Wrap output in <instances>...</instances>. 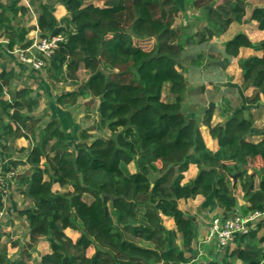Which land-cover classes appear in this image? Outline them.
Wrapping results in <instances>:
<instances>
[{
	"label": "trees",
	"instance_id": "trees-1",
	"mask_svg": "<svg viewBox=\"0 0 264 264\" xmlns=\"http://www.w3.org/2000/svg\"><path fill=\"white\" fill-rule=\"evenodd\" d=\"M19 1L0 0V30L9 38L8 50L18 44L26 50L33 44L27 38L31 28L13 24L20 12L29 10ZM188 1L57 0L67 10L60 21L54 15V3H40L37 29L41 36L63 39L50 56H39L57 81L78 85L61 92L56 103L69 109L80 98H100V117L111 135L93 139L91 128L79 131L74 120L60 117L49 120L38 138L30 140L27 131L34 134L37 120L42 119L31 116L38 98L23 88L5 99L11 74L0 71V128L30 140L26 161L14 164L30 165L21 182L34 201L19 212L29 227L25 255L10 259L8 247L0 243V264H29L31 250L44 238L51 252L36 264H198L196 221L178 201L201 195L223 209V219L231 217L237 212L238 197L231 180L235 174L247 203L242 215L264 211V138L249 140L255 132L253 117L240 108L225 122L213 124L215 108H207L202 123L219 143L217 151L211 150L201 123L182 111L188 80L178 61L190 39L209 42L233 24L251 21L264 30V4L249 10L251 0H192L195 8L205 9L203 18L209 24L184 40L174 23ZM135 37L155 38L154 48L146 51L137 46ZM244 47L263 52L239 59L243 89L254 88L255 103L264 96V40L252 42L241 32L224 42V51L232 57H238ZM81 68L89 71V77L78 84ZM166 84L174 101L163 100ZM63 114L67 118L68 113ZM5 115L14 124L4 125ZM69 127L72 134L67 132ZM76 134L79 142L74 143ZM68 139L70 144L65 142ZM132 162L136 172L129 169ZM253 162L259 166L251 168ZM190 164L199 171L183 183ZM54 184L72 189L55 192ZM4 193L0 184V212L5 208ZM164 217L174 220V230L166 227ZM263 227L261 220L248 232L236 233V246H227L224 264H237V260L264 264V234L259 236ZM69 228L80 233L76 240L67 235ZM208 264L218 262L212 259Z\"/></svg>",
	"mask_w": 264,
	"mask_h": 264
},
{
	"label": "rangeland",
	"instance_id": "rangeland-1",
	"mask_svg": "<svg viewBox=\"0 0 264 264\" xmlns=\"http://www.w3.org/2000/svg\"><path fill=\"white\" fill-rule=\"evenodd\" d=\"M6 2V0H3ZM33 1L34 3L30 2ZM41 2H51L54 4H60L57 2V0H20L19 5L21 6H27L28 4L32 7V9L35 11H28L23 14V12L19 13V17L15 20H13V24L16 26H25L26 28H31V31L29 32L27 38L30 40H33V45H38L40 42L44 40V37L41 36L39 30L34 27L35 23L37 22L38 18V10L39 5ZM96 5H103V1H94ZM258 4L259 6L264 4V0H251L249 4V10L254 6ZM66 9V8H65ZM205 10V9H204ZM202 8H195L191 2L188 1L185 5H183L182 10L177 15L175 19L174 26L176 28H179L182 30V38L185 40L187 37H194L196 32H200L204 29L205 26H208L209 21L206 19V17L203 18V11ZM67 11V10H66ZM55 15V10H54ZM56 17V15H55ZM66 17V16H65ZM57 18V17H56ZM64 18L61 17L60 19L57 18L59 21ZM256 22V21H255ZM247 23V22H246ZM257 23V22H256ZM257 26V28H256ZM245 26L242 24H233L227 32H225L226 36L233 37L237 33H241ZM249 30L253 31V38L254 42H257V40H260L261 38H264V30L258 29V23L255 26H247L245 27ZM4 30H0V71L2 69H6L7 72L11 74V81H10V87L8 86L5 91V99L12 98L13 94L17 92L18 90H21L23 88H28L31 91V97L32 98H38V105L34 113L31 114L35 119H38L42 117L41 120H37L36 122V132L34 134H31V132L27 131V133L30 135V140L34 141L36 140V137L38 138V134L41 127H44V125L49 121L50 119V110H48V102H47V95L46 88L53 87L54 93L56 94V98L58 95L61 94V90H73L78 87V85L72 86V82L70 80L68 81H57L55 78L52 77V75L49 72V64L44 61V65L39 67H35L32 63L39 64L38 58L39 55L36 51V48H32L31 51H28L27 54L23 52L21 49V44H18L14 47V50H8L7 44L9 42V38L6 35H3ZM250 31V32H251ZM59 37V36H58ZM61 37V36H60ZM231 37V38H232ZM61 39H63L61 37ZM155 38H134V42L137 46H140L146 51H151L155 46ZM195 40V39H194ZM214 40V39H213ZM209 42L205 43H198L197 41H193L190 39V41L185 44V50L179 58L180 63V69H182L185 73L190 74L189 78L190 80H193L195 77V73L188 72L190 70H193V66L196 68L202 69L204 67L203 63L205 60L208 62L212 61H223L222 56L220 53L216 55H211L210 47L211 44ZM207 44V46L205 45ZM198 45V47H196ZM206 46V47H202ZM224 49V48H223ZM201 52V53H200ZM200 55L198 56V54ZM201 54L203 55V58H201ZM31 56L28 58V56ZM206 56V57H205ZM213 59H215L213 61ZM25 61L32 62V63H26ZM194 61V63H192ZM210 63L211 66L213 63ZM182 64L185 65V67H182ZM202 65V67H201ZM26 66V67H25ZM39 68V69H38ZM32 71V72H31ZM34 72V73H33ZM38 72V73H36ZM206 74V70H202L201 74ZM80 84L81 82H85L89 77V71L85 70L84 68H81V70L78 72ZM195 83V82H194ZM193 83V84H194ZM192 84V86H193ZM198 88L201 87V84L197 85ZM165 88V94H164V100L167 99V89L168 86L166 84ZM193 88V87H192ZM235 90V89H230ZM53 93V94H54ZM194 93H190L189 96H193ZM257 102V101H256ZM97 106V98L91 99L89 98H80V102L75 108H71L70 111H72V115L74 117V121L81 125L83 124V127L85 128H91L89 133L91 134L92 138L96 137H110L111 131L107 128L106 124L102 123L101 115L99 113ZM209 108V107H208ZM207 109V108H206ZM205 108L202 109L206 110ZM25 110V109H24ZM192 111L199 112V109L192 107ZM24 114H27L26 111H23ZM259 116L260 121H264V117ZM3 124L7 125L10 122L14 124L10 118H8L6 115L3 117ZM201 121V119H199ZM213 122V120H212ZM223 123V122H222ZM218 124V123H213ZM15 128V125H14ZM84 128V129H85ZM3 128H0V155L5 158L0 160V169L1 174L4 179V202H5V208L2 212H0V243L5 244L8 247V255L10 259H18L21 258L25 252L27 243L29 241V227H28V221L26 217L20 216V210L26 209L28 207H32L34 205L33 199L28 196L25 193L26 185L21 182V177L25 176L30 171V165L29 164H20L15 165V162H22L21 160H18L20 158H26L27 151L24 150L25 148L30 149L31 144L30 140L25 137H17L14 134H7ZM70 130H68L69 132ZM92 140V139H91ZM25 142L27 147H20L21 142ZM71 139L66 140L65 142L70 144ZM75 142V141H74ZM63 143V142H62ZM24 148V149H23ZM69 148H73V146H70ZM12 157L11 159H9ZM26 160V159H25ZM251 168L254 166H259V162H253V164L250 165ZM130 169V167H129ZM135 169L137 171V165L135 163ZM251 172V171H250ZM5 177V178H4ZM232 185L236 188L235 194L238 197L239 204L241 206V209H244L247 206V203L244 201L243 198V192L241 190L240 181L237 179L236 183H234L232 177ZM235 184V185H234ZM71 187H60L58 184H54L53 191L55 192H61L64 193L68 190H71ZM86 200L90 201L89 196L84 197ZM16 202L15 207L10 206L12 202ZM195 204L193 201L192 203L184 204L182 202L183 208L185 210H189L188 212L191 214H195L196 211ZM9 208V209H8ZM237 214V212H236ZM243 214V212H242ZM250 214V213H248ZM244 215L245 217H249V215ZM214 218H221L220 216H210L206 218L207 220H210V226L208 234L210 233V229L212 226V221ZM167 220V219H166ZM166 227L169 230H174L176 227L175 225L169 223V221H164ZM258 221L253 220L250 221L245 225V228L249 230V228H253L257 225ZM171 224V225H170ZM169 226V227H168ZM264 234V227L260 231L259 236H262ZM206 243L207 245H204L205 248L202 249L203 254L200 253V250L197 255L196 262L198 264H208L212 259L216 260L218 264H224V252L227 248V246L235 247L236 244L234 243V240L228 244L227 246H219L217 240L215 238H211L206 235ZM178 243H180V239L178 240ZM199 243V242H198ZM196 245V244H195ZM51 252L50 249V243L47 239H41L34 249L31 250L32 258L28 260L29 264H36V260L40 261V258L43 254L46 252ZM93 251H90V254H92ZM238 262V261H236Z\"/></svg>",
	"mask_w": 264,
	"mask_h": 264
},
{
	"label": "crops",
	"instance_id": "crops-1",
	"mask_svg": "<svg viewBox=\"0 0 264 264\" xmlns=\"http://www.w3.org/2000/svg\"><path fill=\"white\" fill-rule=\"evenodd\" d=\"M256 5H258V4H256ZM26 7L29 8L28 11L35 12L29 4ZM53 10H55V15L59 19L63 16L64 17L67 16V11L65 9V6L62 4H57V3L54 4ZM240 25H242V24H240ZM243 25L245 27H247V26L252 27V26L257 25V23L255 21H251V22L243 23ZM31 27L36 28L37 22L35 23L34 26H31ZM245 27L243 28V30L241 32L246 33L250 37V39L252 40L253 34H254L253 31H251L252 28H251V30L248 31V29ZM256 28H257V26H256ZM231 37L226 36V34L224 33L220 37H216V38H214V40H211V42L209 43V44H211L210 50H212L211 51L212 53L210 56H212V55L217 56V54L219 53L218 51H220L222 54L224 51V49H223L224 48V42L226 40L230 39ZM263 40H264V38H261L260 40H257L256 43L261 42ZM252 42H254V40H252ZM205 45L207 46V44H205ZM206 46H202V47H206ZM196 47H198V45ZM200 53L198 54V56L200 55ZM262 54H263L262 51H256L252 48L244 47L241 49L240 55L238 57H233L231 62H228L227 59H223V55H222V59H223V63L225 64V67L217 66L214 64H212V66H211L209 64V62L207 60H205L203 63L204 67L202 69L196 68L193 66V70L188 71V72L194 71L195 77L193 78V80H190V78H189L190 74L184 72L186 77H187V80H188V87H187V90L184 94L182 111L188 117L195 118L196 120H198L201 123V126H200L201 133L203 135V138H204L207 146L211 150L217 151L219 149V143H218L217 139H215L211 136L209 128L202 123V120L204 118V112H205V110H203V113H202V109H204V108L206 109L208 107H214L215 108L214 116H213V123L225 122L227 120V118L234 111H237L240 108L246 109L245 113L248 116L253 117V119H254V128H255V132L249 136V140L254 141V142H258L264 138V121L263 120L260 121V119H259L260 115L264 117V96L260 95V99L257 102H255V103L252 102L253 99H251V98H253V96H254V88L251 87L248 89H243L242 71H241V68L239 67V59L240 58H247V57L254 56V55L262 56ZM214 60L215 59H213V61ZM192 63H194V61ZM182 67H185V65L182 64ZM201 67H202V65H201ZM202 70L203 71L206 70V74H203V73L201 74ZM36 73H38V72H36ZM199 83L201 84L200 88H198V86H197V85H199ZM192 84H193V86H192ZM167 86H168V89H167L168 93H167V99L165 101H174L175 96L169 92V84H167ZM165 87H166V85H165ZM230 89H235V90L233 91ZM66 91H68V90H66ZM46 92L48 93V95H47L48 110H50V119L49 120L54 119V118L60 119V117L61 118L63 117L65 120L66 119L74 120V117L71 114L72 111H70V109L72 107L69 109H63L60 105H58L56 103V94L58 92L54 93L53 87H50L49 89L46 88ZM61 92H63V90H61ZM190 93H194V95L190 97L189 96ZM164 94H165V88L163 90V95H162L163 100H164ZM99 104H100V98H97V106H99ZM194 106H195V108L199 109V112L192 111V107H194ZM75 107L76 106H74L73 108H75ZM63 112L68 113L67 118L64 117L65 115L63 114ZM40 118H42V117H40ZM199 119H201V121ZM81 123H83V122H81ZM81 123L78 124L75 122L76 126L81 127L79 129V131H81L82 129L85 128V127H83V124L81 125ZM68 130H70V131L68 132ZM67 132L72 134L70 127L67 129ZM77 134L75 135L76 140L75 139L73 140L76 143L79 142V138H78ZM72 138L73 137H71V139ZM20 147L25 148V147H27V145L25 144V142L22 141L20 144ZM25 150L27 151L26 153H28V148H26ZM0 157H2V156L0 155ZM5 158H7V157H5ZM5 158H0V160L5 159ZM11 158L12 157H10L9 159H11ZM26 158H27V155H26ZM26 158H20L18 160L25 162ZM129 167H130L131 172H136L135 162H132L129 165ZM251 170L252 169H250V171ZM198 171H199V168L196 164H190L188 171L185 172V178L183 180V183L189 182L190 180L194 179L196 177ZM53 189H54V185H53ZM192 201L194 203H196L195 207H197L196 211L194 212L195 214L189 213L188 212L189 210H185V208H183V206H182V202H184V204H187V203L191 204ZM15 205H16L15 201L10 204V206H13V208L15 207ZM178 205L183 211H185L187 214L194 217V219L196 221V226H197L198 231H199V237L197 239V242H195V243L197 244L198 249L200 250V253L203 254L202 249L205 248V246H203V244L207 245L205 238L207 235V239H208V231H209V226H210V220H207L206 218H208L210 216L222 217V215L224 213L223 209L220 208L215 202H209V201L206 202V198L201 196V195H199L195 198H190V199H180L178 201ZM164 221H169V223L173 224V226L175 225V222L172 218L164 217ZM66 233H67V235L72 237L74 240H76L80 236V233L78 231L70 229V228L66 229ZM46 253H49V252L47 251ZM237 261L238 262H236V263L240 264V261L239 260H237Z\"/></svg>",
	"mask_w": 264,
	"mask_h": 264
},
{
	"label": "built area",
	"instance_id": "built-area-1",
	"mask_svg": "<svg viewBox=\"0 0 264 264\" xmlns=\"http://www.w3.org/2000/svg\"><path fill=\"white\" fill-rule=\"evenodd\" d=\"M62 40L61 37L59 36H53V37H44V40L40 42L38 45H31L28 49H20L25 54L28 53V51H31L32 48H36V51L38 55L41 56H50L54 50L58 46V41ZM28 56V55H27ZM31 56H28L30 58ZM26 63H32L25 61ZM39 64H36L35 62L32 63L35 67L41 68V66L44 65V60L39 56L38 58ZM38 68V69H39ZM1 171V169H0ZM5 178V177H4ZM0 184L4 185V179L2 177V174L0 172ZM249 217H245L244 215H238L235 214L231 217L223 219L221 218H214L212 221V226L210 229V233L208 236L211 238H215L219 244V246H227L230 244L234 238L235 234L238 232L246 233L248 232V229L245 228V225L249 223L250 221L257 220L263 221L264 223V211H254L248 214ZM247 226V225H246ZM251 229V228H249Z\"/></svg>",
	"mask_w": 264,
	"mask_h": 264
},
{
	"label": "water",
	"instance_id": "water-1",
	"mask_svg": "<svg viewBox=\"0 0 264 264\" xmlns=\"http://www.w3.org/2000/svg\"><path fill=\"white\" fill-rule=\"evenodd\" d=\"M40 34H41V32H40ZM222 55H223V58L224 59H227L228 60V62H231L232 59H233V57L231 55H229L226 51H223ZM213 64L214 65H217V66H223V67H225V64L223 63V61H214ZM171 167H172V164H170L168 166V168H167L166 171H168ZM238 176H239V174H235V175L231 176L232 179H233V181H234V183H236ZM105 197H106V194H103L102 195V198H105ZM111 198L113 199V197H111ZM235 208L237 210V214L238 215H242V209H241V206L239 204V200H237L236 205H235Z\"/></svg>",
	"mask_w": 264,
	"mask_h": 264
}]
</instances>
